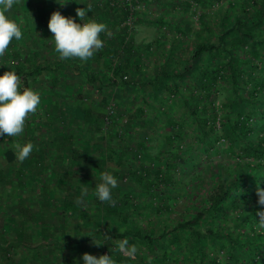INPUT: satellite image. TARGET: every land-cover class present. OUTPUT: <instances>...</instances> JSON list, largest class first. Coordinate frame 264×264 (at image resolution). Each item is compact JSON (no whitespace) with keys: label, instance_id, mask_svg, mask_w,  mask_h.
Returning a JSON list of instances; mask_svg holds the SVG:
<instances>
[{"label":"trees","instance_id":"trees-1","mask_svg":"<svg viewBox=\"0 0 264 264\" xmlns=\"http://www.w3.org/2000/svg\"><path fill=\"white\" fill-rule=\"evenodd\" d=\"M140 1L182 13L147 18L134 0H18L6 13L23 37L0 57V75L14 71L41 102L19 137L0 136V264H83L84 253L117 264H264V0H223L213 15L203 11L212 0ZM194 5L203 9L180 57ZM89 6L86 21L112 35L101 33L88 61L62 60L50 15L82 24L76 9ZM129 20L176 32L159 61L144 57L164 35L136 43ZM16 142L34 145L23 162ZM199 151L219 157L197 172ZM178 168L198 175L178 181ZM103 172L118 182L114 206L95 194ZM178 196L187 203L173 212ZM125 237L134 258L117 249Z\"/></svg>","mask_w":264,"mask_h":264},{"label":"clouds","instance_id":"clouds-1","mask_svg":"<svg viewBox=\"0 0 264 264\" xmlns=\"http://www.w3.org/2000/svg\"><path fill=\"white\" fill-rule=\"evenodd\" d=\"M17 2L18 0H0V57L8 51L13 39L19 41L23 37L21 26L6 14ZM90 11L91 6L87 11L85 8L76 9V16L83 21L82 24L75 22L72 17H65L59 11L51 13L47 27L52 34L55 51L62 60L77 58L86 62L104 47L101 33L112 35L104 23L92 19L86 21V12ZM21 85V77L12 70L0 75V136L19 137L24 132L30 115L35 114L40 107L39 93L28 87L21 90ZM13 147L18 161L23 162L32 153L34 145L31 142H16ZM100 180L95 185L97 198L114 206L116 201L112 197V189L118 186L117 179L109 172H103ZM256 195L257 203L264 206V189L257 187ZM256 215L259 217L258 228L264 229V210L258 211ZM94 243L99 247L103 242ZM116 246L129 258H134L138 251L137 246L130 244L127 237L117 240ZM82 260L83 264H117L110 255L97 257L84 253Z\"/></svg>","mask_w":264,"mask_h":264},{"label":"rangeland","instance_id":"rangeland-1","mask_svg":"<svg viewBox=\"0 0 264 264\" xmlns=\"http://www.w3.org/2000/svg\"><path fill=\"white\" fill-rule=\"evenodd\" d=\"M136 1V6L135 7H142L143 10H145V15H143L144 17H154V18H158L161 15H164L165 18L168 19H172L175 20L177 19L179 15H181V9L177 6H175L174 4H166V7H161V6H156L154 4H152V1L145 3L142 2L140 0H134ZM222 1L223 0H212V3L209 4L208 6H206L203 9V6L200 5H194L193 11L190 13V18H191V28H190V32H188V36H185L183 38V41L181 43V52H180V57H184L185 54L187 53V51L189 50V46L193 43V35L195 33V30L197 29V16L198 13L200 11L206 10L207 14L209 15H213L215 13H217L218 11H220L221 13V6H222ZM223 12V11H222ZM127 22V21H126ZM128 24H130L131 28H132V36H133V40L136 43H144V42H149L152 41L155 37H157L159 34H163L164 37H161L159 45L157 47H155L156 49H154L152 51L151 55L145 56L144 59V63L145 65L149 66L151 64V62L153 61H159L160 57H161V51H164L167 49V38H170L172 31H168L166 30L163 26H160L158 23H154V24H150L148 22H143V21H136V22H132L129 20ZM165 52V51H164ZM164 55V54H163ZM209 154V157H208ZM208 154L204 153L203 151L198 152V159L199 161H201L200 166H196V168L194 169L195 171H200L202 170L201 168H206L209 165H213L216 161L217 158L219 157V155L215 152H209ZM207 156V157H205ZM203 169V170H204ZM180 168H178L175 172H174V177L176 180L181 181V182H185L186 180H189L188 178L193 177L192 175H198V173L196 172H192V173H180ZM198 181L194 180L193 182H191L190 184L193 186L197 183ZM198 184V183H197ZM196 186V185H195ZM196 192L198 193L200 189H198L197 187L195 188ZM187 203V200L185 199L184 196H178L175 200L174 203H172V209L175 211H181L185 205ZM172 212V213H173ZM147 217L146 215H143L142 217H140V219L145 220ZM152 218V217H151Z\"/></svg>","mask_w":264,"mask_h":264}]
</instances>
